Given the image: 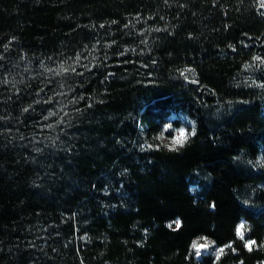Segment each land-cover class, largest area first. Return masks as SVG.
<instances>
[{"label":"trees","instance_id":"16d2710c","mask_svg":"<svg viewBox=\"0 0 264 264\" xmlns=\"http://www.w3.org/2000/svg\"><path fill=\"white\" fill-rule=\"evenodd\" d=\"M254 57L258 0H0V264H196L201 235L232 244L203 264H264ZM173 112L197 128L179 151Z\"/></svg>","mask_w":264,"mask_h":264},{"label":"rangeland","instance_id":"374dc122","mask_svg":"<svg viewBox=\"0 0 264 264\" xmlns=\"http://www.w3.org/2000/svg\"><path fill=\"white\" fill-rule=\"evenodd\" d=\"M258 61L253 60L251 63L248 64V66L246 67V73H245V78L247 81L252 82L253 80H255V74L257 73V66H258ZM185 76L187 78L190 77L191 72L190 71H185ZM189 120L194 121L195 119L191 116H189L188 114L185 113H178V112H173L171 113V115L168 118V121H172L175 125H179L180 123H183L189 131H191V124L189 123ZM161 133L159 134V140L162 144L164 145H169L170 144V140L173 137V132L172 131H168L166 133H164V139L160 138ZM261 158H264V153H262L259 158L257 159V163H259V160ZM264 188V186H263ZM242 200L243 202H245L248 205L251 206H256V205H260V204H264V202H261V199L258 197V192L256 188H246L245 190H243V196H242ZM180 223V220H178ZM206 237V236H205ZM209 238V237H208ZM197 239V238H196ZM245 239L246 240H251L247 238V233L245 234ZM217 248H220V246L214 244L211 248H209L208 250H201L202 254L199 257L195 256V250L192 248V253L194 255L196 264H203L202 261L204 260V256L211 254L212 256H214L216 258V250Z\"/></svg>","mask_w":264,"mask_h":264},{"label":"clouds","instance_id":"9594fccd","mask_svg":"<svg viewBox=\"0 0 264 264\" xmlns=\"http://www.w3.org/2000/svg\"><path fill=\"white\" fill-rule=\"evenodd\" d=\"M262 5H264V0H258V6L261 8ZM189 123L191 124V131H189L188 128L183 123H180L177 126L172 121H165L164 122V124L162 126L160 138L164 139V133H166L168 131H172L174 134L173 137L171 138L170 144H169L172 146L173 150H170L169 145L166 146L169 151H179L180 149L184 148L187 145V143L190 141V139L192 137H194L196 135L197 128H196L195 122L189 120ZM261 159L259 160V163H260ZM260 165L262 167H264V163H260ZM241 223H244L247 225V231L245 232V234L250 231L251 225H250L249 221H247L246 219L241 217V219L237 222V224L234 228L235 237L244 242V240L240 239L237 236V231H236L237 225H239ZM204 237L205 236L201 235L197 239H193L191 242V247L193 248V242L194 241H198V243L202 249H203V246L207 245V250L215 244V241L213 239L208 238V237H207V239H203ZM215 255H216V253H215Z\"/></svg>","mask_w":264,"mask_h":264},{"label":"snow or ice","instance_id":"6c2138e0","mask_svg":"<svg viewBox=\"0 0 264 264\" xmlns=\"http://www.w3.org/2000/svg\"><path fill=\"white\" fill-rule=\"evenodd\" d=\"M261 8H264V5H262ZM253 59L264 64V59H261L260 57H254ZM246 67H247V65H246ZM63 70L67 71L68 69H63ZM186 71H191V70L187 69ZM149 147H151V146H149ZM169 148H170V150H173L171 145H169ZM260 163H264V158L261 159ZM169 227H171V225H169ZM179 227H180V223H179V221H176V228H179ZM236 231H237V236L240 239L244 240L245 247L249 251H251L253 249V246L256 245V241L245 239V232L247 231V225L244 223L237 225ZM203 239H207V237H204ZM225 248H232V244H227L224 247L217 248V250H216V259L217 260L220 259V256L224 253ZM193 249L195 250V256L199 257L202 254L201 250H207V245L203 246V249H202L201 246L199 245L198 241H194L193 242ZM233 251H235L234 248H233Z\"/></svg>","mask_w":264,"mask_h":264}]
</instances>
